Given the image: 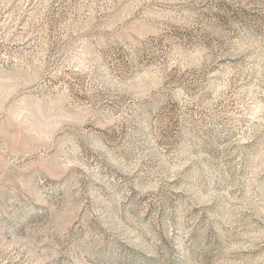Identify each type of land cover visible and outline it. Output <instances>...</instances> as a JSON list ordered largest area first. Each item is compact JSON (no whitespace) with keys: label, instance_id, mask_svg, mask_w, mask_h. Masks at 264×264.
I'll return each instance as SVG.
<instances>
[{"label":"rangeland","instance_id":"obj_1","mask_svg":"<svg viewBox=\"0 0 264 264\" xmlns=\"http://www.w3.org/2000/svg\"><path fill=\"white\" fill-rule=\"evenodd\" d=\"M0 264H264V0H0Z\"/></svg>","mask_w":264,"mask_h":264}]
</instances>
